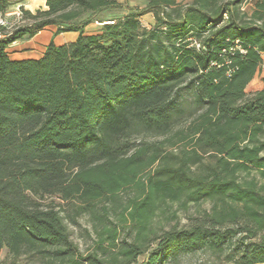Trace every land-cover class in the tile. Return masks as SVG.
I'll use <instances>...</instances> for the list:
<instances>
[{
	"label": "trees",
	"instance_id": "trees-1",
	"mask_svg": "<svg viewBox=\"0 0 264 264\" xmlns=\"http://www.w3.org/2000/svg\"><path fill=\"white\" fill-rule=\"evenodd\" d=\"M143 1L19 7L0 39L3 264H264V0ZM47 27L77 37L9 59Z\"/></svg>",
	"mask_w": 264,
	"mask_h": 264
},
{
	"label": "crops",
	"instance_id": "crops-1",
	"mask_svg": "<svg viewBox=\"0 0 264 264\" xmlns=\"http://www.w3.org/2000/svg\"><path fill=\"white\" fill-rule=\"evenodd\" d=\"M45 1L46 0H18L16 7H23L25 10H28L29 12L33 13L38 9L44 10L46 8ZM117 1L119 3H122L120 2V0ZM140 5L142 7L145 6L143 0H140ZM76 37V33H61L55 35V28L47 27L35 34L30 39L15 42L7 50V56L9 57V59L14 61H20L25 59H39L50 42H53V44L56 46H61L73 42ZM263 77L264 71L260 70L255 74L253 80L250 82V84L253 83L255 78H257V89L255 91H258L262 88L261 79Z\"/></svg>",
	"mask_w": 264,
	"mask_h": 264
},
{
	"label": "rangeland",
	"instance_id": "rangeland-1",
	"mask_svg": "<svg viewBox=\"0 0 264 264\" xmlns=\"http://www.w3.org/2000/svg\"><path fill=\"white\" fill-rule=\"evenodd\" d=\"M178 2H182V3H188L190 2L191 0H177ZM120 2H122L121 4L124 6L123 7V10H120V11H115L114 13H110V15H114L115 17H121L123 16L124 14L127 13L125 7H130V8H133V9H141L143 8L141 5H140V0H120ZM254 2L255 0H245L243 6H242V10L244 13L246 14H250L251 11H252V8H253V5H254ZM18 3V0H16L14 3H13V8H16V4ZM34 13V12H33ZM8 21V25L11 27L10 31L12 32L14 29H16L17 27L21 26V22H22V16H21V13H20V17L17 19L15 16H10L8 17L7 19ZM153 20H152V17L151 16H144L141 18V24L144 28H149L150 25L152 24ZM99 28V24L98 23H92L88 26V28H86V32L87 33H92L94 31H96V29ZM261 70L264 71V64L261 68ZM257 89V78H255L254 82L251 83L247 89H246V92L247 93H250V92H253ZM144 141L146 143H150L152 144L155 140L150 138V137H147V138H141V137H137L134 139V143L135 144H140L141 141ZM167 150H169L167 148ZM172 212H176L178 218H179V223L182 224L183 223V217H182V214L180 211H177L176 207H171L168 209L167 213L171 214ZM73 239L76 240V236H73ZM6 256V252L5 250H3L1 253H0V264H3L5 263V258ZM210 260L204 256H194L192 258H188V259H185L183 261V264H210L209 263Z\"/></svg>",
	"mask_w": 264,
	"mask_h": 264
},
{
	"label": "built area",
	"instance_id": "built-area-1",
	"mask_svg": "<svg viewBox=\"0 0 264 264\" xmlns=\"http://www.w3.org/2000/svg\"><path fill=\"white\" fill-rule=\"evenodd\" d=\"M6 1L8 3H10L11 5L6 10V12L4 14H0V39H3L5 36H7L11 33V31H10L11 27L8 25V21H7L8 17L15 16L17 19L20 17L19 7L13 8V6H12L16 0H6ZM13 44H11V45H13ZM10 46H9V48H10ZM196 47L198 48L199 46L196 45ZM7 50H6V53H7ZM263 59H264V56H263Z\"/></svg>",
	"mask_w": 264,
	"mask_h": 264
}]
</instances>
